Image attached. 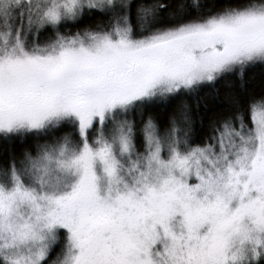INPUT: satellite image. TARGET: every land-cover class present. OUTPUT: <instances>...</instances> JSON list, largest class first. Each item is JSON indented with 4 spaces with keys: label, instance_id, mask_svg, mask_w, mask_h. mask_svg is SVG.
Returning a JSON list of instances; mask_svg holds the SVG:
<instances>
[{
    "label": "snow or ice",
    "instance_id": "obj_1",
    "mask_svg": "<svg viewBox=\"0 0 264 264\" xmlns=\"http://www.w3.org/2000/svg\"><path fill=\"white\" fill-rule=\"evenodd\" d=\"M264 0H0V264H264Z\"/></svg>",
    "mask_w": 264,
    "mask_h": 264
},
{
    "label": "trees",
    "instance_id": "obj_2",
    "mask_svg": "<svg viewBox=\"0 0 264 264\" xmlns=\"http://www.w3.org/2000/svg\"><path fill=\"white\" fill-rule=\"evenodd\" d=\"M262 76H264V68L255 67L253 69H250L248 72V80L250 85L253 87L257 86Z\"/></svg>",
    "mask_w": 264,
    "mask_h": 264
}]
</instances>
